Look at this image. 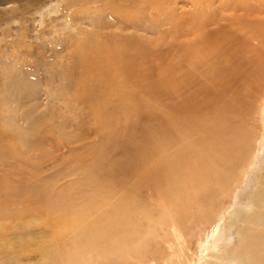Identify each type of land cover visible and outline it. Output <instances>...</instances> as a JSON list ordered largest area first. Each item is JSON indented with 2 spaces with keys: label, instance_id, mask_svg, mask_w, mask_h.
I'll list each match as a JSON object with an SVG mask.
<instances>
[{
  "label": "bare ground",
  "instance_id": "6f19581e",
  "mask_svg": "<svg viewBox=\"0 0 264 264\" xmlns=\"http://www.w3.org/2000/svg\"><path fill=\"white\" fill-rule=\"evenodd\" d=\"M177 1L119 0L124 4L112 8L120 25L136 24L149 5V14L166 15L171 22V8ZM188 1L193 5L194 0ZM196 12L190 24L202 27L206 16L201 10ZM116 40L109 46L92 44L93 49L77 44L83 49L85 65L74 86L93 119V133L101 135L90 153L69 162L79 167L67 169V175L75 174L78 180L63 188L56 181L50 183L44 192L49 201L15 210V214L1 203L0 226L44 212L56 217L52 227L63 241L62 248L48 252L49 257L42 251L44 264H90L92 260L91 264H114L125 256L139 259L145 257L151 241L158 245L154 254L160 242L174 245L176 264H262L264 173L259 172L264 168V120L259 125L256 119L259 113L264 117V52L260 56L249 49L250 41L242 48L230 43L235 52L222 58L217 48L203 50L190 40L185 44L177 40L178 49L157 63L161 70L157 83L151 85L142 45L130 37ZM250 127L262 129L263 143L247 132ZM5 133L0 129V138ZM2 145L19 154L29 142L15 129ZM260 152L263 156L256 164L253 186L244 190L246 199L225 213L227 204L222 200L230 197L243 177L244 164L256 160ZM1 185L6 191L18 189L1 180L3 192ZM27 195L36 200L43 196L32 189ZM170 224L175 236L169 234ZM176 224L186 231L196 230L188 240V250L182 247ZM206 225L212 228L211 235L191 261L193 238L201 240L204 236L199 230L205 231Z\"/></svg>",
  "mask_w": 264,
  "mask_h": 264
},
{
  "label": "rangeland",
  "instance_id": "374dc122",
  "mask_svg": "<svg viewBox=\"0 0 264 264\" xmlns=\"http://www.w3.org/2000/svg\"><path fill=\"white\" fill-rule=\"evenodd\" d=\"M118 1L0 0L4 4L0 7V129L7 133L0 138V181L18 187L6 191L5 186L1 185L4 192L0 190V205L4 204L7 211L19 212L25 207L39 206L42 201H49V194L44 192L49 190L50 183L56 181L57 187H64L67 182L78 180L75 174L67 175V169L79 167L74 163L76 156H86L101 142V135L93 133V119L87 106L78 100L74 86L85 65L81 59L83 49L77 47L79 42L84 49H93L92 44L109 46L121 36L130 37L145 49L144 57L148 65L145 67L151 85L157 83L158 71L161 70L157 63L166 60V55L177 50L178 42L185 44L190 40L192 45L199 44L203 50L204 47L205 50L217 48L222 58L235 52L231 44L242 48L243 43L249 41V49L260 56L261 51L264 52V0H198L196 4L194 0L193 5L188 0H178L171 8L174 18L171 22L166 15L149 14L146 11L151 9L149 5L145 8V16L131 26L120 25L114 17L112 7L124 4ZM199 10L206 16L207 22L202 27H196L197 23L194 28L190 23L196 17L195 11ZM186 32L187 36H184ZM198 36L202 37L201 44ZM257 116L260 119H256V122L260 125L264 117L260 113ZM15 129L29 142V146L19 154L12 153L2 145L4 140H10ZM261 130L250 127L247 132L254 134L260 142ZM261 156L263 154L260 152L256 160L253 158L244 164L246 172L243 177L233 186L230 197L222 200L227 204L225 213L246 199L244 190L253 186L254 176L258 173L255 167L262 160ZM259 173L263 174L264 168ZM30 189L43 196L38 200L29 198L27 192ZM45 215V212L38 213L35 218H18L6 221L4 227L0 226V264H44L42 258L61 250L63 241L54 232L56 217L46 215L48 218H45ZM28 222L31 225L26 226ZM206 226L205 231L203 228L199 230L203 232L201 235L204 239L193 238L195 248L191 249L193 253L188 254L191 261L200 254L211 235L212 228ZM171 227L172 224L169 225V234L175 236ZM177 227L180 228L182 247L188 250V240L196 235V230L186 231ZM161 234L164 236L163 231ZM154 243L151 241L146 246L145 257L136 259L125 256L116 259L114 264H165L167 260L168 264H176V258L172 255L174 245L160 242L161 248L154 254V246H158ZM42 251L47 252L44 257ZM94 256L96 262L97 257ZM54 260L53 256L51 261ZM89 263H93V260Z\"/></svg>",
  "mask_w": 264,
  "mask_h": 264
}]
</instances>
